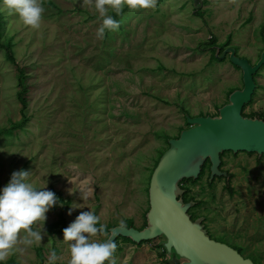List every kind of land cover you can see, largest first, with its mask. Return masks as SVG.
<instances>
[{"label": "rangeland", "instance_id": "1", "mask_svg": "<svg viewBox=\"0 0 264 264\" xmlns=\"http://www.w3.org/2000/svg\"><path fill=\"white\" fill-rule=\"evenodd\" d=\"M41 3L34 29L0 0V189L23 169L34 186L71 200L67 227L93 211L106 226L133 220L140 230L152 170L170 139L191 127L187 115L219 116L231 91L244 88V69L223 52L235 48L252 66L261 61L264 0H156L154 9L123 13L119 30L102 38L94 4ZM255 76L258 87L243 114L261 119L264 65ZM222 162L221 176L212 180L207 167L196 182H184L198 203L189 213L212 238L264 264V156L226 151ZM60 210L46 214L41 242L18 244L23 252L5 262L49 264L55 251L54 264H69L74 242L47 231ZM135 243H117L116 264L183 263L164 236Z\"/></svg>", "mask_w": 264, "mask_h": 264}, {"label": "water", "instance_id": "2", "mask_svg": "<svg viewBox=\"0 0 264 264\" xmlns=\"http://www.w3.org/2000/svg\"><path fill=\"white\" fill-rule=\"evenodd\" d=\"M229 52L232 61L244 69V88L232 92L230 102L222 107L219 116L191 119L187 115L191 127L183 130L179 138L170 139L169 149L152 174L148 226L142 230L111 228L110 236L115 241L128 237L140 244L164 236L168 252L175 250L183 259L181 264H256L229 244L212 238L201 218L193 220L189 213L196 203H185L180 198L184 191L179 193V184L184 179H198L207 160L211 161L212 180L221 176L222 155L226 151L264 155V120L243 114L255 93V74L264 65V52L256 66L246 58H239L235 48L226 49L223 57Z\"/></svg>", "mask_w": 264, "mask_h": 264}, {"label": "clouds", "instance_id": "3", "mask_svg": "<svg viewBox=\"0 0 264 264\" xmlns=\"http://www.w3.org/2000/svg\"><path fill=\"white\" fill-rule=\"evenodd\" d=\"M84 3L94 4L102 19L97 31L98 38H102L106 31L120 28V21L110 12L120 16L125 6L133 11L156 7V0H84ZM3 8L8 14L18 15L25 25L34 29L40 27L44 13L41 0H3ZM29 176L30 173L23 169L15 171L10 181L0 189V264H4L11 252H23L17 247L18 244L31 246L42 241L46 214L58 202L54 192L34 186L29 182ZM118 223L119 231L125 230V220L120 219ZM34 225H39V229ZM97 234L104 235L106 239L94 240ZM63 236L64 241L74 242L70 244L69 264H116L117 244L114 236H109L106 225L100 223V217L93 211L82 212L70 226L63 229ZM56 260L57 254L53 251L49 264H54Z\"/></svg>", "mask_w": 264, "mask_h": 264}, {"label": "trees", "instance_id": "4", "mask_svg": "<svg viewBox=\"0 0 264 264\" xmlns=\"http://www.w3.org/2000/svg\"><path fill=\"white\" fill-rule=\"evenodd\" d=\"M127 11H130L128 7L122 12V14H121L120 16H117L115 13H113L112 16H113L116 20L119 21V19H120L121 16L123 15V13H125V12H127ZM1 18H2V15H1V13H0V28H1ZM0 47H2V44H1V43H0ZM8 48H9L10 59L14 62V61H15V58H14V56L12 55L11 47H8ZM212 49L214 50V52H216V46H213ZM213 58L217 59V57H216L215 54H214V57H213ZM255 80H256V76H255ZM256 83H257V80H256ZM257 87H258V85H257ZM235 90H236V89H233V90L231 91V93L234 92ZM253 97H254V96H253ZM20 101H21V103H22V105H23L22 113H23V115L25 116V110H24V109H26L28 103H27V100H26L22 95H20ZM244 116H245V115H244ZM251 117H252V116H251ZM261 119L264 120V117H261ZM19 126H20L19 124L15 125V127H19ZM178 138H179V137H178ZM169 147H170V145H169ZM169 147H168L167 149H165V150L161 153V155H160V157H159V159H158V161H157L155 167H154L153 170H152V174H153L155 168L157 167V165H158V163H159L161 157H162L163 154L169 149ZM263 156H264V155H263ZM222 157H223V155H222ZM222 163H223V162H222ZM221 166H222V165H221ZM207 167H211V161H210V160H207V162L205 163V165H204V167H203V169H202V173L200 174V177H199L198 179H196V180L193 179V178H190V179H184V180L181 182V184H182V186H183L182 188H183V190H185V191H184L183 195H182L180 198H181L185 203H189V202H191V201H194V202L196 203V201H195V198H194L193 196L190 195V189L184 187V185H183L184 182H188V181L196 182L197 180H199V179L204 175V173H205ZM221 168H222V167H221ZM152 174H151V176H150V180H151ZM231 177H232V175L229 176V178H231ZM149 188H150V186H148V190H147V191H148V195H149ZM231 193H233V189H231ZM55 195L58 197V202H57V204H56L54 207L50 208L49 210H51V211H57V210L59 209V207H60L61 202H63V207H61V210L59 211V214H58L59 218H58V220H56V221L50 223L49 226H48L47 231H48V233H49L50 235H62V234H63V229L67 227V223H68V219H67V217L65 216V212L70 208L72 202H71L70 199H66L65 196H64V195L62 194V192H60V191H56V192H55ZM197 204H198V203H196L195 206H197ZM149 210H150V207H149L147 213L149 212ZM147 213H146V215H145V216H146V223H145V227H144V228H146V227L148 226V222H147ZM190 214H191V213H190ZM191 216H192V219L195 220V218H194V216H193L192 214H191ZM126 226H127V227H135V226H134V223H133V220H127V225H126ZM112 227H113L112 225H108V226H106V229H107V232L109 233V236H110V229H111ZM205 227H206V226H205ZM144 228H142V229H144ZM142 229H140V230H142ZM208 234H209V233H208ZM209 235H210V234H209ZM210 236H211V235H210ZM120 240H122V241H124V242L135 243L131 238H128V237H119V238L115 241L116 244H117ZM215 240H217V239H215ZM217 241H219V240H217ZM145 242H147V241H143V242H141L140 244H143V243H145ZM223 243H224V242H223ZM135 244H136V243H135ZM235 249H236V248H235ZM237 250H238V249H237ZM238 251H239V250H238ZM239 252L241 253V251H239ZM253 261H254V260H253ZM254 262H255V261H254ZM4 264H18V263L16 262L15 259H11V260H9V261H7V262H4Z\"/></svg>", "mask_w": 264, "mask_h": 264}]
</instances>
